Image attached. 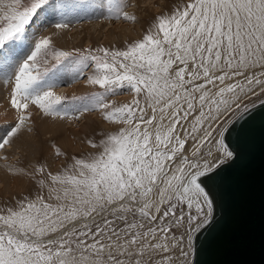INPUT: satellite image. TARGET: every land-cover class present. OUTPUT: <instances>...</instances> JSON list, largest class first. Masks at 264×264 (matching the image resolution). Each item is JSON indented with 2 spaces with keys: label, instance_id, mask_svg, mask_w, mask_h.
Segmentation results:
<instances>
[{
  "label": "snow or ice",
  "instance_id": "snow-or-ice-1",
  "mask_svg": "<svg viewBox=\"0 0 264 264\" xmlns=\"http://www.w3.org/2000/svg\"><path fill=\"white\" fill-rule=\"evenodd\" d=\"M64 7L0 0V64L14 66L0 169L34 189L0 204V264H194L197 245L222 226L254 101L264 108V0L158 2L141 38L72 49L56 43L70 29L63 12L37 34ZM129 8L150 10L108 0L103 18L139 22ZM81 80L94 90L57 91ZM124 92L128 102L108 99ZM92 112L112 126L86 140L96 151L69 157L53 144L70 159L56 171L10 158L37 115L78 121Z\"/></svg>",
  "mask_w": 264,
  "mask_h": 264
},
{
  "label": "water",
  "instance_id": "water-1",
  "mask_svg": "<svg viewBox=\"0 0 264 264\" xmlns=\"http://www.w3.org/2000/svg\"><path fill=\"white\" fill-rule=\"evenodd\" d=\"M256 104L247 155L220 210L222 226L202 249L197 245L194 264H264V108Z\"/></svg>",
  "mask_w": 264,
  "mask_h": 264
},
{
  "label": "rangeland",
  "instance_id": "rangeland-1",
  "mask_svg": "<svg viewBox=\"0 0 264 264\" xmlns=\"http://www.w3.org/2000/svg\"><path fill=\"white\" fill-rule=\"evenodd\" d=\"M54 1L55 0H51V2H54ZM56 1H58V0H56ZM60 1H65V0H60ZM71 1H76L79 3H83V2L86 3V2L91 1V0H71ZM104 2L100 4V7L102 5L101 8L105 9L104 12H102L100 10H99L100 12L97 11V13L92 12V11L89 13L88 12H82L81 13L79 11H73L71 13L67 12L66 14H64L63 18H66L69 21L71 18L77 17L78 20L76 21V24H79L80 29H82V25L90 24L91 21H95V20H100L103 23H108L107 27H110V29H113L117 33L116 34L117 38L115 37L116 39L114 38L112 40V39L104 38L105 35H101V37L99 39H93L90 42H88V40H87L88 38L85 36L84 40H82V38L81 39L77 38L78 40L75 39L73 42H69L67 45H64L63 43L56 40L57 45L59 47L64 48V49H72L75 47L87 48L88 46L96 47V46H101V45L122 47L125 40L130 41L132 39L141 38L144 30L148 27L150 20L153 18V14L156 12H160L162 10L159 7L155 8V7H151V6L156 5L157 4L156 2H159L160 4H165V5H168L170 7L173 4H178L180 2V0H133V2H135L137 4H147L150 6V10H145L143 8H137V9L129 8V9H127L128 11H137V14L141 17V19L139 20V23L137 22L135 24H132V23H129V22H126L123 20H116V19H108L106 21L103 17L105 15H107L108 0H105ZM56 22H57L56 18H53V20L52 19L44 20V23L40 26V28H38L40 31L37 29V34L39 32L42 33L43 32L42 29H44V27H48L51 24L56 23ZM69 22H70V24H72L71 21H69ZM118 23H120V24H118ZM127 25L131 26L133 28L134 32H132L130 34L126 33L127 34L126 35V34H124L123 26L125 27ZM134 27H135V29H134ZM73 28H71V29H73ZM142 28H143V30H142ZM62 85L59 86V89L60 88H62V89L58 90V92L66 93L69 95H72V94L85 95V94L90 93L94 90L91 87L87 86L83 80L78 81V82L73 83V84H70V85H67V87L64 86L65 89ZM108 99L109 100H115L118 103L128 102L130 100V94L127 92H124V93H121V94L116 95V96H110ZM261 99H264V97H261ZM254 102L257 103L259 101L257 100ZM89 116H92V118H93L92 121L88 120ZM63 122H66L67 125L72 124L70 127L74 128L75 130H80L82 133L71 134L73 141H72L71 145H67V146H65L62 142H60L61 139H58L57 136L56 137H52V136L49 137V142H50L49 143V148H50L49 150L53 151L51 154L52 156L48 157L45 155V153H42V151H41L37 155V158H36V160H34V162H45V163L50 165L51 170H53V171L58 170L59 168H61L62 166L66 165L67 163L70 162V159L66 160L65 158H62V157L58 158L55 156L54 149L52 147L53 144H56L57 146L61 147L62 150L66 151L68 153L69 157H71L73 155H76V156L84 155L88 152L96 151L94 149H91L87 145L86 140L89 138H94V139L98 140L101 138L99 136L100 132L110 130L112 127L111 125H109L107 122H105L103 120V118L99 112H92V113L85 114L78 121L66 120ZM84 123H87V128H85V129L82 128V125ZM78 137H79V139L77 140ZM51 159L53 161H51ZM24 163L27 164V161L25 160ZM29 190H34V189L32 188V186L30 185V183L28 181H27V184L25 186H22L18 189H15V191L13 190V193L5 192L4 190H2V193H0V204L4 203L6 200L11 199L13 196H16L17 194H21V193H24L25 191H29Z\"/></svg>",
  "mask_w": 264,
  "mask_h": 264
},
{
  "label": "bare ground",
  "instance_id": "bare-ground-1",
  "mask_svg": "<svg viewBox=\"0 0 264 264\" xmlns=\"http://www.w3.org/2000/svg\"><path fill=\"white\" fill-rule=\"evenodd\" d=\"M104 1L105 0H91V1H88L86 3H84V2L79 3V2L71 1V0H65V1H60V0L56 1L55 0L54 2H51V3L64 4V5H66V7H64L63 9H58L53 16L44 18V20H49V19L53 20V18H56V20L58 21L62 17L61 12H63V15L66 14L67 12L71 13L73 11H79L81 13L82 12H88L89 13L92 11V12L97 13V11L100 10V11L104 12L105 9L101 8L102 5L100 7V4L103 3ZM156 3H158V2H156ZM77 20H78L77 17L71 18L69 20L72 23V24H70V29L67 30L66 32H62L56 38V40L63 43L64 45H67L69 42H73L75 39L78 40L77 38H79V39L82 38V40H84L85 36L88 38L87 39L88 42H90L93 39H99L101 37V35H105L104 38H108V39H112V40L117 36L116 35L117 33L113 29H110V27H107L108 23H103L100 20H95V21H91L90 24L82 25V29H80L79 24H76ZM118 24H120V23H118ZM71 28H73V29H71ZM134 29H135V27H134ZM142 30H143V28H142ZM123 31H124V34H126V33L130 34V33L134 32L133 28L131 26H128V25L125 27L123 26ZM23 55H24V53L21 52L20 57H22ZM13 72H14V66L0 64V101L4 102V107H0V113H3L5 111L6 106H7V102L5 100V97L8 94L9 86L5 84V80L7 79L8 76L12 75ZM62 86L67 87V85H65V84H63ZM60 89H62V88H60ZM60 89L58 88L57 91ZM64 89H65V87H64ZM12 116H13V113H11V112H9L7 116L0 115V124H3L5 119L11 120ZM88 120L92 121L93 120L92 116H89ZM71 125H67V123L63 122V121H53L50 118H41L39 115H37L35 118V131H34V133L31 134L30 136L26 135L25 137H22L21 141L17 142L18 146H19V150L10 154V158L13 160L23 158L24 162L26 160L27 164H28L29 162H34V160H36V158H37V155L41 151H42V153H45V155L48 157L52 156L51 154L53 151L49 150L50 149L49 148V143H50L49 137H51V136L56 137L57 136L58 139H61L60 142H62L65 146H67V145L72 144L73 140H72L71 134L82 133L80 130H75L74 128L70 127ZM82 128L83 129L87 128V123H84L82 125ZM78 139H79V137L77 138V140ZM25 154H26V156H25ZM51 161H53V160L51 159ZM26 184H27V181H19V180L12 179V178L5 175L3 169H0V193H2V190H4L5 192L13 193V190L15 191V189H18L22 186H25Z\"/></svg>",
  "mask_w": 264,
  "mask_h": 264
}]
</instances>
